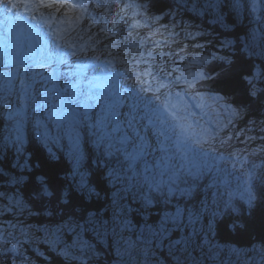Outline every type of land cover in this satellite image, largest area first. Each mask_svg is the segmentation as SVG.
<instances>
[{
    "label": "snow or ice",
    "instance_id": "6c2138e0",
    "mask_svg": "<svg viewBox=\"0 0 264 264\" xmlns=\"http://www.w3.org/2000/svg\"><path fill=\"white\" fill-rule=\"evenodd\" d=\"M23 2L27 4V0H23ZM152 3L153 0H149V7ZM39 5L47 9L54 8L56 12H60L62 9L66 13L76 12L74 19L72 16L66 17L70 27L79 24L84 13L88 11L83 0L76 5L70 3V0H39ZM17 6L18 0H0V11L4 13L13 12ZM240 6V0H232L231 7L233 9L238 10ZM256 6L255 0H253V10L256 9ZM95 7L100 9L105 5L96 3ZM216 7H222L218 0H208L207 9ZM24 10L28 11V8L25 7ZM112 27L115 28L116 25L113 24ZM100 31L104 32V29L101 28ZM88 39H91V36ZM61 40L69 48L75 47L74 44H68L64 37L57 33L56 41ZM95 43L101 44L102 41L97 39ZM84 51L83 47L79 49V52ZM79 52L75 50L64 52L61 43L55 42V50L47 54L44 62L39 67H47L53 62L57 65L67 64L66 57L77 56ZM101 55L93 56L92 60H100ZM2 66L5 69H9V66L12 67H10V70L0 71V106L6 107L12 102L10 97L13 95L14 82L19 75L20 96L18 98L22 101L25 97L31 99L34 104L32 109L34 112L46 106V99L51 98L53 93L58 94L59 103L55 106L57 111H49L48 116L49 118L56 117L65 124V132L72 141V155L77 166L83 158L80 151L78 126L84 123H87L89 135L94 137L90 142L97 149L102 150L101 155L103 157L109 158L106 161V168L102 170V175L105 176L106 183L110 184L112 188L110 204L103 210V213L99 209L95 212L85 210L77 220L65 225L75 232L82 254H89L93 257L98 255L96 248L82 238V234L90 233L101 243L107 239L111 240L110 246L115 247L119 264H166V261L160 255L165 250L167 261H170L171 264H203L205 257L208 260L216 259V254L213 251L215 246L208 239V232L212 229L216 213H213L212 218L208 220L207 231H205L203 225L198 228L197 224L200 223L207 209V203L201 201L200 208H196L193 203L199 194L197 182L205 175L207 170H210V165L206 160L208 153H203V158L184 154L180 157L182 162L177 163L175 155L171 152L173 145L169 128L165 120L161 118L162 114L159 106H154L160 97L159 95H153L152 98H149L147 94L152 93L153 89L150 86H145L149 82L142 79L145 74L151 76V72L142 73L140 76L131 78V83L125 81L126 88L130 93L127 97H122L117 91L120 87L118 81L123 73L119 71L109 73L112 80L108 84V89H110L109 95L113 99L111 102H105L103 114L97 113L95 123L92 124L90 123L92 117L89 113L94 105L88 107L84 102H81L79 109L72 107L79 94L80 81L68 85L72 89V94L65 99L62 95H59L63 90L59 89L55 83V78L59 75L57 70L54 69L52 75L48 77L41 75L40 78L44 80L45 84L51 82V86L45 87L43 93H39L40 103H36L37 93L31 94L35 76L28 78L31 81L29 83L23 74L18 73L19 67L27 68L28 65L23 60L9 59ZM85 67V65H77L76 69L68 71L67 75L79 76L82 80ZM109 67H112L111 62H109ZM29 71L32 70L29 69ZM129 71V69L124 70L125 73ZM240 77L251 85L250 89L247 88L249 96L257 97L258 94L264 93V91L255 89V86L252 85V79L254 78H252L250 67L241 68ZM153 78L155 79V77ZM88 83L90 87L96 86L91 81ZM192 86L190 83L189 87ZM165 87L164 83H159L156 93H159ZM89 98L98 99V97L91 96ZM125 100L128 101V110L121 113L119 109L125 105ZM80 109H83V111L81 112ZM121 115L124 119L120 118ZM17 117H20L17 120V128L19 129L23 119L22 109L9 112V119ZM39 124L40 121L37 120V125ZM117 133L121 134L117 135ZM19 139L17 137V141ZM175 146L179 151L180 146L178 144ZM157 153H159L157 167L162 169L157 175L166 177V179H157L154 175H145L143 182L137 187L132 182L135 166L144 161L143 171L151 173L152 165L147 163L146 158L150 155L155 156ZM38 179L42 182V191L46 195H53L52 192L48 191L44 178L39 177ZM78 187L82 193L86 192L89 195L99 196V193L87 186L83 174H81ZM173 200L176 201L174 211H163L155 223H149V218L145 217V212L150 210V206H158L162 203L165 207H170ZM181 200L187 201L183 207L180 206ZM251 202V199L247 201L249 204ZM16 205L23 207L18 200ZM226 207L232 208L230 203L226 204ZM232 211H236V209L232 208ZM130 214L132 218H130ZM73 215L75 214L73 213ZM136 217H139L141 221L139 227L133 222ZM77 229L79 231H76ZM205 248H207V252H205ZM0 251L10 254L11 250L5 247L3 241H0ZM197 252L200 253L199 257L195 255Z\"/></svg>",
    "mask_w": 264,
    "mask_h": 264
},
{
    "label": "rangeland",
    "instance_id": "374dc122",
    "mask_svg": "<svg viewBox=\"0 0 264 264\" xmlns=\"http://www.w3.org/2000/svg\"><path fill=\"white\" fill-rule=\"evenodd\" d=\"M77 1V0H76ZM88 11L84 13V16L82 20L79 22V26L76 24L77 29H75L74 32L71 33L73 35L72 41H70L69 44H74L75 46L79 44L84 39H88L89 36H91V39H99L100 41L106 40L108 37L110 39L113 37L112 33L116 34L117 38L122 39V42H128L130 40H138L142 37L146 38L147 34H141L140 28L137 26V22H142L143 20V26L145 24L149 25L152 29V32L149 34L156 35V38H159V33H163V36L160 38H164L163 45L160 44V47L157 49H160V54H162V61L164 65H162L158 59L151 61L149 59H146L147 56H142L140 54H136L138 57H145L144 59V65L148 68H151L155 70V79L160 78L161 76L170 75V78H175V80L178 78V75L181 73V71L175 72V69H180L179 62H177V58L181 57L186 62H188V72L190 77L189 83L186 85V83L182 84H175L178 88H188L191 93L196 94L197 100L203 101L205 103L206 107V115L202 116V113L200 111H194L193 108L190 107L189 104L185 105L181 102L182 109H181V116L185 121V127L184 129L187 131V133L190 136V142L192 144V147L199 146L201 157L203 158V153H210L209 156L206 157L207 163L210 165V170H207L206 173H211V175H214V173L219 172L218 168L220 167L221 170L224 173H228L231 178H234V181L239 185H236L234 189H232V192L229 193V189H225V182H223V179L220 178L218 181L219 185V193L224 195V198L231 203L233 200H236L237 202L247 204L248 200H252L253 202H257L259 200V194L261 193V189L264 187V156L262 153V150L264 148V119L259 120L256 123V129L255 131H252L251 137L248 139L245 137L241 132H232L228 125L236 120L237 118L241 117L242 111L235 107L234 105L230 104L227 100L223 99L219 94L212 93V94H206V93H196L193 91V86L189 87V84L191 83L195 87L198 86L199 79H203L205 76H203L200 66L202 64H207L212 62L215 57L218 56H227V53L224 49V47L227 46V43L221 42L219 43H213L212 32L207 30L205 31V34L202 33L201 28L198 26V24L189 25L188 29L186 30L185 37L189 40H192L195 43V46H199L196 49L192 50L191 52H179L178 55H175L174 53H166L164 50L165 42H169L172 40L173 34H177L176 30L174 29V26H169V23L164 22L163 16L159 17H153L152 19H143L141 15H135L133 14V11H138L136 7H133L128 0H84L83 1ZM191 2L200 8L204 7L205 10H214L207 9V3L208 0H191ZM220 0H218V3L220 4ZM70 3L73 5L76 4L75 0H70ZM96 3H101L102 5H105V7H102L100 9H97L95 7ZM253 0H243V4H241L240 8L238 10L234 9V14L236 16V19L241 22H246L247 29L245 31V34L242 36L243 41L248 46L246 47L247 52L255 56L256 58L260 59V63L264 65V0H255L256 3V9L253 10L252 8ZM224 4V3H223ZM42 8V7H41ZM48 10L51 11L52 9L44 8V11ZM63 12H61V16H63ZM72 14L76 15V12H72ZM227 15V13H226ZM74 19V18H73ZM221 19V20H220ZM146 21V22H144ZM210 21L211 22H218L221 21V26H225V22L222 21V17L220 16V13L218 11H211L210 15ZM115 24L116 27L113 28L112 25ZM94 25V26H93ZM107 25L110 29H106ZM37 27V25H35ZM104 26V32H101L100 29ZM167 26L170 28L167 29ZM46 29L50 28V24L46 25ZM127 28L133 29V32H127ZM44 32V28L37 27V32L40 33V31ZM112 30V33L109 31ZM1 31V30H0ZM47 31V30H45ZM110 34V35H109ZM49 34H47V37ZM97 36V37H96ZM108 39V40H110ZM155 40V38H154ZM211 40V43L210 41ZM153 38L149 40L150 43H152ZM11 44H14L13 40H10ZM117 47L118 43L111 42L107 45H111ZM160 43V42H158ZM206 44V45H205ZM97 45V44H96ZM89 47V50L92 51L93 48H97L94 52H98L100 49L102 52H106L107 48H104V44H101L99 46ZM3 48L2 51H0V71H6L10 70L5 69L2 65L4 62L8 61L9 59H16L21 58L22 56L20 54H13L9 53V50L6 49V47L3 45L1 46ZM48 48L51 50L53 49V46H48ZM12 49V48H10ZM110 50V48H108ZM13 51H17V48H14ZM12 51V52H13ZM52 51V50H51ZM93 52V53H94ZM92 53V52H91ZM134 54V53H131ZM123 57V56H122ZM133 58V57H131ZM131 58H124L122 59L123 62H127L129 65L134 62V60H131ZM23 60V59H22ZM24 61V60H23ZM152 64V65H150ZM32 71H29V69H25L24 67L18 68V73H21L25 76V79L28 80L29 77L35 76V79L38 78L40 81L41 87H39V91H44L45 87H50V84H45L44 80L40 78L41 72L39 70H34L31 68ZM259 73L263 76L264 80V69H259ZM26 71V72H25ZM173 72V73H172ZM27 73V74H26ZM40 74V75H37ZM44 76V74L42 75ZM45 77V76H44ZM145 78V77H143ZM144 80V79H143ZM30 83V81L28 80ZM14 85L18 89H20V80L19 75L14 82ZM174 84L172 86H169V91H176L178 88L175 87ZM156 93V92H155ZM159 97H162L164 93L159 92ZM47 95V94H45ZM17 96L16 103L19 105L16 107H13L11 111H15L16 109H20L21 105L24 107L26 104H31L32 107H34L33 101L31 99H27L26 97L23 99L18 98ZM53 100L55 99V95L53 93ZM190 99L189 97H187ZM11 105H14V97L11 99ZM48 101V99H46ZM45 101V103H46ZM193 101V100H192ZM40 102V98L36 99V103ZM51 107V105H50ZM16 108V109H15ZM43 107L39 108L41 111ZM26 110V108H25ZM9 110V112H11ZM50 111V110H49ZM45 109L44 118H46L47 122L53 123L56 127H59L61 129L60 136L52 137L49 133L48 129H40V137L38 138L39 144L44 147V152L46 156H49V151H52V153L55 150L53 149V146H62L63 143L60 142V139L65 137L66 139V147L64 148L68 152V156L70 158H74L72 155V141L70 140L69 136L66 135L65 132V124L57 119L56 117L49 118L47 116V112H49ZM24 112V111H23ZM38 109L34 112L33 116L34 119H31L29 123L34 124L33 132L32 134L37 139V131L35 129L42 128V124L37 125V120H39L38 115ZM235 113V114H234ZM9 116V113H7ZM0 116H3L2 114ZM92 117L90 123H95L96 115H90ZM4 117V116H3ZM25 115H23L24 119ZM36 117V119H35ZM20 119V117L11 119L13 121H17ZM22 119V122L24 123L21 125L19 129H12L11 127V136H12V142H7L5 140H1L2 146L6 147L7 150L12 152L14 156L16 154H19V152L23 151V146L27 142V137H33V135H27L25 130V121ZM22 124V123H21ZM226 124V125H225ZM225 128V134L219 132H215V129H222ZM82 126L85 128V132L87 133L90 140L94 139V137H91L89 135V130L87 127V123H84L81 126H78V130L80 132V151L83 154V158L80 161V164L82 163L83 159L87 156L84 153L83 150V138H84V131L82 130ZM58 128V129H59ZM94 130V129H93ZM23 131V132H22ZM35 131V132H34ZM46 134V135H45ZM230 134H232L230 136ZM17 137H19V141H17ZM207 143H205V141ZM234 140L232 143L231 141ZM51 141V143L48 145V148L46 146L47 142ZM219 143L220 145L224 146L226 149H221L219 146H216L214 144ZM205 144V146H202ZM233 144V146H231ZM208 145V146H207ZM236 146V147H234ZM231 152H228L229 150ZM226 150V151H225ZM264 151V150H263ZM219 153L224 154L225 160L220 163L217 160V156ZM51 156V155H50ZM157 157H152L151 160H155L154 165H152L153 170H151V173H145L143 171L144 164L138 163L136 166L137 170H134L138 173V175H134L133 183L136 184L137 187L140 186V184L143 182V177L145 175H154L157 179H166V177H160L157 175L160 171H162L161 168L157 167ZM69 158V159H70ZM257 164H254V163ZM262 168L259 169L258 175H257V169L262 165ZM79 164V165H80ZM255 166V167H254ZM74 175L70 174V176H73V178H76L77 183H80L81 175L79 174L78 166L75 163H73ZM247 168H251V172H255V177L250 178V182L248 180V170ZM0 173H3L0 171ZM4 174V173H3ZM6 177L7 175L4 174ZM140 176V177H139ZM138 179V181H137ZM37 179V184L40 182ZM245 180L248 185L245 184ZM255 180V181H254ZM24 182L22 177L19 176H10L6 181H0V241L4 242V245L6 248H8L10 251V254L5 253L3 251H0V264H5L6 261H8L9 264H37L33 260L29 259V255L26 252V247L23 245V241H27L26 238H23L20 234L19 229L23 227L26 229L25 233H28L30 231V235L33 236L37 235L39 237V240L44 241L43 243L48 244L50 246V249H54L56 252H59L63 254L65 257L69 259H76L80 261H86V259L91 258L89 254H82L81 249L77 242V236L75 232L70 227H66L65 225H69L72 221H65L60 223H50L49 225H44V227L38 226V228L31 229L32 225L34 224L32 222V214H37V212H33V209L31 205L23 198L21 193L18 190L19 185H22ZM257 182V185H256ZM109 188L112 190L111 185L108 184ZM40 189V190H39ZM15 193H13V192ZM48 191L50 192V187H48ZM38 196L39 195H46L42 191V187L39 186L37 189ZM111 194V193H109ZM95 195V194H94ZM101 202L100 206L97 208L101 212L108 207L110 204V197L106 199L105 197L100 199V197L96 196ZM255 199H252V198ZM61 198V197H60ZM199 199V194L196 197ZM20 201L23 207H18L16 205V201ZM108 200V203L107 201ZM195 201V200H194ZM187 203L186 200L180 201V206H184ZM175 204L176 201L173 200L172 206L165 207L162 203L160 204V211L159 216L162 215L163 211H174L175 210ZM226 205V202L225 204ZM233 205V204H231ZM196 208H198V204H195ZM154 206H150V208H153ZM215 209L218 213L219 210H221V207H215V206H207L206 211L204 212V215L211 216L213 215L212 209ZM225 211L228 209L225 206ZM236 211H238L237 208H235ZM47 210L50 211L49 207H47ZM13 212L14 215H11ZM224 212V210H222ZM221 212V213H222ZM11 213V214H9ZM149 213L145 212V217L147 218V215ZM131 216V214H130ZM219 216V214H217ZM17 217V218H15ZM209 220V219H208ZM207 219L202 218L200 223L197 224V227H201L202 225L205 226V231H207ZM82 223V221H81ZM31 226V227H29ZM74 227V225H72ZM57 229H59L57 231ZM41 231V233H40ZM76 231H79L78 229ZM23 233V232H22ZM24 233V234H25ZM44 234L51 237V239L46 240L44 239ZM36 236V237H37ZM35 237V238H36ZM82 238L85 241H88L91 243L95 248L96 252L98 251V246L102 244V246L106 249H109L113 257L117 258L115 261V264H119V257L116 255L115 247L110 246L111 240L107 239L103 241L102 243L97 241L90 233H84L82 234ZM135 237L133 236V239ZM208 239L211 242L212 245L215 247L213 248L214 253L216 254V259L214 260H208L206 257L203 260V264H264V247L253 245L251 247H240L233 244H224L220 241L218 242V238L216 237V230H215V222L213 221L212 229L210 232H208ZM31 243V242H30ZM29 246V245H28ZM35 251H39L40 247L38 245L33 246ZM205 252H207V248H205ZM108 253V254H109ZM44 256V253H39ZM161 258L166 261V264H171L170 261H167L166 257V250L164 253H161ZM197 257H199L200 253H195ZM98 256V255H96ZM101 256H104L103 254Z\"/></svg>",
    "mask_w": 264,
    "mask_h": 264
},
{
    "label": "trees",
    "instance_id": "16d2710c",
    "mask_svg": "<svg viewBox=\"0 0 264 264\" xmlns=\"http://www.w3.org/2000/svg\"><path fill=\"white\" fill-rule=\"evenodd\" d=\"M128 1H132L133 6L139 11L138 6L142 8V13L140 12V14L145 19L163 16L165 19L164 22L169 23V26L172 25L175 27L177 34H173L172 41H169L170 43L165 45L172 51L191 52L197 47L200 48V44L199 46H195L197 42L187 39L185 32L182 31L185 28L187 30L188 26L193 24H198L203 34L207 30L211 31L212 37H214V44H221V42L227 43V46L222 48L226 51L227 56L215 57L212 62L201 66L205 77L197 82L199 84L194 89L204 93H217L223 99L230 102V104L240 109L242 111L241 117L231 122L228 127L232 132H241L249 139L252 131L256 129V123L264 119V93L258 94L257 97L249 96L247 88L250 89L251 85L240 77V69L250 67L252 69V78H254L252 79V85L255 86V89L264 91L263 76L258 70V68L264 69V65L260 63V59L247 52L246 46L242 42V36L245 34L247 26L245 22L240 23L233 17L232 13H229L228 9H230L232 0H222L224 4L222 3L221 10L219 7L213 8L214 10H205V6L199 8L191 0H153L151 7H149V0ZM211 11H218L220 13L222 21L225 22V26H221V21H210ZM169 26L167 27L170 28ZM148 31L149 28H147L146 32ZM208 41L211 43V40ZM258 73L259 75H257ZM5 108V106H0V115L4 113ZM10 124V122L8 123L0 116V171L7 175L5 177L3 173H0V181H6L12 175L23 178L24 182L22 185L17 186L18 190L23 198L31 205L33 212H37V214H32L31 216L34 224L32 227L29 226L31 227L30 230L37 229L38 226L44 227V225H49L50 223L57 224L65 221H74L85 210L89 212L98 210L97 208L101 204L100 200L94 194L82 193L78 187L79 184L76 178L70 176V174L74 173V170H72L73 162L70 163L68 161L65 149L53 146V149H55L54 153L49 151L48 153L51 156H46L44 149L38 146L40 140L31 138L28 143L29 147L26 145L24 152H19L20 155L16 154L14 157H11L10 154L3 151L4 147L1 145L3 137V140L7 137L12 141V136L9 134L11 127L8 126ZM225 125L222 129L218 128L217 131L219 130V132L225 134ZM30 128L29 133L33 129L31 122ZM1 136L3 137L1 138ZM7 142H10V140H7ZM61 142L66 147L65 139L63 140L62 138ZM231 142L233 143L234 140ZM50 143L48 141L45 147H48ZM214 145L219 146L221 149H226L219 143ZM84 150L88 158L84 159L78 166L79 174H83L87 186L93 188L96 193H99L101 200L104 197L108 199L111 195L109 193L112 190L109 188L108 183H106L105 176L102 175V170L106 168V161L109 158L103 157L101 152L94 147L89 139L84 141ZM263 150L262 153L264 156ZM22 167H24L22 169L23 171L21 170ZM133 174L138 175L134 171ZM39 177L44 178V183H47V187H50V192L53 195H37V189L39 186L42 187L40 179L38 180L40 182L37 184ZM215 178H212L210 174H206L200 180V183L199 181L197 182L199 183V199L196 198L193 203L198 204L197 207L200 208L201 201H206L207 206L211 205L222 208L219 210V213L214 208L211 210V212L216 213L214 222L218 242L220 241L224 244H233L244 248L253 245L264 247V187L261 189L257 202L252 201L251 204H244L245 202L240 203L233 200L230 204H233L231 205L232 208H237L238 211H232V208H228L225 211L226 205L222 204H225V202L229 204V202L220 195ZM227 184L232 185L230 180L227 181ZM106 201L108 203V200ZM47 207H49L50 211L47 210ZM159 211L160 205L154 206L146 211L149 213L147 215L149 223H155L160 218ZM11 215L15 216L13 212ZM202 218L208 220L211 219V216H207L206 218V215H203ZM133 222L138 227L141 223L139 217L134 218ZM19 231L21 236L27 239V241H23V245L26 247L29 259L37 264H97V262L98 264H115L117 260V258L109 253L111 251L104 248L102 244L97 247L99 251L98 256L87 258L86 261L69 259L54 249H50V246L43 243L44 241L39 240L37 235H34L33 238L30 235V231L25 233L26 229L23 227ZM44 239L49 240L51 237L44 234ZM36 245L40 247L39 251H35L33 246ZM39 253H44V256ZM102 254L104 256H101ZM5 264H9L8 261Z\"/></svg>",
    "mask_w": 264,
    "mask_h": 264
},
{
    "label": "bare ground",
    "instance_id": "6f19581e",
    "mask_svg": "<svg viewBox=\"0 0 264 264\" xmlns=\"http://www.w3.org/2000/svg\"><path fill=\"white\" fill-rule=\"evenodd\" d=\"M34 8H36V9H40L41 8V6L39 5V0H27ZM84 1V0H83ZM221 2H220V4L223 6V2H222V0H220ZM242 0H240V2H241ZM82 2V0H75V3L76 4H79V3H81ZM129 3H133L132 1H129ZM76 4H74V5H76ZM232 4V3H231ZM241 4H243V2H241ZM138 8L140 9V12L142 13V8H140L139 6H138ZM220 8H222V7H219V9ZM232 7H231V5H230V9H228V11H229V13H232L233 14V17L234 18H236V16H235V14H234V9H233V12H232V9H231ZM221 10V9H220ZM72 14V13H71ZM73 15V14H72ZM144 15V14H143ZM74 16V18H75V14L73 15ZM1 17H2V19H1ZM4 19H7V21H9L10 19H12V22H13V25H14V27L16 26L19 30H18V35H17V38H19L20 37V33L22 34V32L24 31L23 30V26L16 20V19H13V14L12 13H10V17L7 15V13H4V12H2V11H0V23H4ZM138 24H137V26L135 27V29H137L138 27L140 28V33L141 34H144V32H145V30L148 28L147 27V25L145 24L144 26H143V22H137ZM242 23V22H241ZM35 25V24H34ZM60 26H62V25H60ZM171 26V25H170ZM38 27H40V26H38ZM16 29V28H15ZM106 29L108 30V29H110L109 28V26L107 25V27H106ZM174 29H175V27H174ZM9 30H10V28H9ZM8 30V31H9ZM20 30L22 31V32H20ZM133 30H134V28L133 29H130V28H127V32H133ZM176 30V29H175ZM35 30L34 29H30L29 31H28V33H26V35H29V34H32V32H34ZM111 33H112V30H109ZM147 31V30H146ZM182 31L183 32H185V34H186V28L185 29H182ZM20 32V33H19ZM64 32H65V30H64V28L62 27V34H64ZM38 33V32H37ZM110 35V34H109ZM112 35H113V37L110 39V40H103L102 41V44H109L110 43V41L111 42H115V43H119V46H118V48L116 49V54L119 56V57H122L123 55H124V50L125 49H127V48H129V49H132L131 47H129L128 45H126V44H124L123 42H122V39H120V38H117L116 37V34L115 33H112ZM22 36H25L24 34L22 35ZM148 37V39H146V41H147V43H150L149 42V40L150 39H154L155 37H156V35H153V34H147L146 35V38ZM145 38V37H144ZM162 38H160L159 39V41L158 42H160V40H161ZM10 40H13L14 41V44H11L10 43ZM25 40H26V45H22V44H19L18 42V46L22 49V51H21V55L23 56L22 58H23V60H24V63L26 64V65H28V69H33V68H41V67H39V65L40 64H42L43 62H44V58L42 57V56H40L41 54H48V53H50V52H52V51H54L55 50V47H54V44H53V41H52V39H51V35L49 34V36L47 37V40H48V43H47V45H45L44 47H42L41 49L39 48V49H37V51H38V57H39V61L38 62H36L35 63V61L33 60V57H32V55H31V53H32V47L29 45L30 43H29V41H28V37L27 36H25ZM16 41L17 40H15V37L13 36V35H11V34H8V33H6V34H3L2 36H0V51H2L3 50V48L1 47V46H5L6 48L4 49V50H6V49H8L9 50V55H10V53H12V51H13V49L14 48H17L16 47ZM130 41H133V40H130ZM242 42H243V44L246 46V47H248L246 44H245V42L243 41V37H242ZM28 43V44H27ZM36 44L37 43H35V48H36ZM151 44V43H150ZM159 44L160 43H157V46H159ZM96 45V43H95V41H93V40H88V39H84V40H82L81 42H79V44L78 45H76V46H78V48H81V47H83L84 49H85V51H86V53L87 54H89V55H92V57L93 56H95V55H93L91 52H89V47H94ZM48 46H53V49H49L48 48ZM96 46H99L98 44L96 45ZM10 48H12V49H10ZM93 49H95V50H97V48L95 47V48H93ZM164 50H166L167 52H170V49L169 48H165ZM17 51H18V49H17ZM93 51V50H92ZM65 52V51H64ZM94 52V51H93ZM99 53L100 52H102V50L100 49L99 51H98ZM179 52H181V51H179ZM84 53V52H83ZM182 53V52H181ZM136 54H139L138 52H136L135 53V56L133 57V58H131V60H139L140 62H142V63H144V60H142V59H144L145 57H138ZM83 56H80V58L77 60V62H73L72 60H68V63L67 64H64V67H65V70L68 72V71H70V70H75V67L73 66V65H87V63L86 62H84L85 60L82 58ZM67 58V57H66ZM151 58H153V57H150V58H148V57H146V59H149V60H151V61H154V60H156V58L155 59H151ZM21 60V59H20ZM97 61V60H96ZM120 64H121V62H120ZM128 64V63H127ZM150 65H152V64H150ZM36 66V67H35ZM147 67H148V65H147ZM25 68V67H24ZM27 68H25V69H27ZM86 68V67H85ZM110 76V75H109ZM137 76H139V75H137ZM74 78H76V76H73ZM110 77H112V76H110ZM93 79L94 78H96V75L95 76H93L92 77ZM38 79V78H37ZM37 81L38 80H36L35 79V83H34V85H33V87H32V91L34 92L33 94H35V93H42V91H39L37 88H38V83H37ZM120 81V80H119ZM80 82H82V80H80ZM120 83V82H119ZM89 88H90V85L89 84H85V86H84V89H85V91H86V98L87 99H89V94L91 93V91L89 90ZM17 96H20V89H18V91H17V88H16V86L14 85V89H13V95L11 96L12 98L14 97V105L12 104H9V105H7L6 106V108L4 109V113L2 114L3 116V118L9 123H11L10 125H8L9 127H12V129H17V121H13L12 122V120L11 119H9V116L7 115V113H9V110L11 111V109H13V107H16L17 108V106L19 105L18 103H16V97ZM172 97V96H171ZM37 99H39L40 98V96H39V94H37V97H36ZM49 99H52V97L51 98H49ZM170 99V98H169ZM92 103L93 104H95V102H93L92 101ZM15 108V109H16ZM20 109H22L24 112H23V115H27L28 113H27V111L24 109V107L21 105V107H19ZM38 115H40V114H43L39 109H38ZM32 114H34V111H33V113ZM29 115H31V114H29ZM32 116V115H31ZM43 117V116H42ZM24 121H25V127H26V130H25V132H26V134L27 135H33L32 134V130H31V133H29L28 131H30V123H29V119L28 118H26V117H24V119H23ZM24 123L22 122V124L21 125H23ZM21 125H20V127H21ZM19 127V128H20ZM23 132V131H22ZM37 133H39L38 131H37ZM10 135H11V129H10V133H9ZM38 135V138H40V133L39 134H37ZM3 136H1V138H2ZM4 138V137H3ZM31 138H33L34 140H36V138L34 137V135H33V137H30V136H28L27 137V142H26V145H27V147H29V141H30V139ZM65 139V137H63V140ZM5 140L7 141V140H10V142H12L11 141V139H9V138H7V137H5ZM65 141H66V139H65ZM13 143V142H12ZM11 144V143H10ZM38 146L40 147V148H42V149H44V147L43 146H41V145H39L38 144ZM46 148V147H45ZM48 148V147H47ZM67 152V151H66ZM65 154V153H64ZM67 154H68V152H67ZM91 157H93L92 155H91ZM68 161L71 163V161H70V159H69V157H68ZM24 167H22L21 168V170L23 169ZM20 170V171H21ZM23 171V170H22ZM140 177V176H139ZM204 180V179H203Z\"/></svg>",
    "mask_w": 264,
    "mask_h": 264
}]
</instances>
